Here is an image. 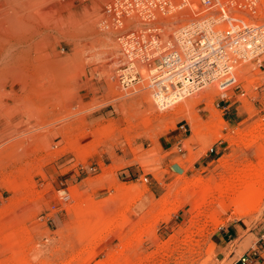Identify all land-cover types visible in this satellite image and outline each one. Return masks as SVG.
I'll return each instance as SVG.
<instances>
[{"label": "rangeland", "instance_id": "1", "mask_svg": "<svg viewBox=\"0 0 264 264\" xmlns=\"http://www.w3.org/2000/svg\"><path fill=\"white\" fill-rule=\"evenodd\" d=\"M117 1L40 0L48 20L6 25L0 264H264V188L241 195L264 181V56L237 66L243 81L186 98L203 96L188 111L160 110L146 77L120 75L117 35L144 20L116 28ZM178 4L151 9L164 46L206 18L264 26V0Z\"/></svg>", "mask_w": 264, "mask_h": 264}, {"label": "built area", "instance_id": "2", "mask_svg": "<svg viewBox=\"0 0 264 264\" xmlns=\"http://www.w3.org/2000/svg\"><path fill=\"white\" fill-rule=\"evenodd\" d=\"M177 1H179L177 8L181 9L189 5L187 0ZM203 5L206 8L209 7L210 1H204ZM153 7L160 13L175 8L173 0H122L117 1L113 6V12H115L114 22L117 25L122 26L124 24L123 19H126L127 22L136 18L144 20L142 23L139 22V26L118 34L116 38L122 55L123 72L130 70L133 73V78L130 75H121L123 79L129 82H132L131 80L135 81L136 76L139 75L138 70L150 67L152 64H158L161 59L167 56V54H162V51L166 49L163 40L167 36L161 28L149 24L155 18L151 10ZM222 22L228 26L227 29L222 30L217 27ZM208 23L210 28L204 30L203 26ZM171 38H173V35ZM175 43L174 46H180L183 52L187 54L194 50L198 52L208 50L210 44L224 53L227 50L229 54L228 61L238 64L264 56V26H245L242 21H228L224 16L218 21L213 20V18H206L192 21L178 29ZM173 53L175 54V52ZM215 64H212L213 69L220 72ZM222 70L224 74H230L232 67L223 65ZM230 78L229 75L227 81ZM213 81L215 80L211 77L206 82L211 83ZM234 83L235 80L232 78L227 83H222L219 88L225 90ZM241 263L248 264V261L242 258Z\"/></svg>", "mask_w": 264, "mask_h": 264}, {"label": "bare ground", "instance_id": "3", "mask_svg": "<svg viewBox=\"0 0 264 264\" xmlns=\"http://www.w3.org/2000/svg\"><path fill=\"white\" fill-rule=\"evenodd\" d=\"M187 1H189L190 9H192L193 11L194 10L197 11L198 8H196V5L205 7L203 3L204 1H207V0H187ZM209 1H210L209 7L220 2V0H209ZM40 6H41L40 0H0V50H2L3 44L7 40L5 39L6 38L5 36L9 33V30H7L6 25L10 24L14 27L16 24H20V23L24 24V21L34 22L38 19H41V20L46 19L47 16H49V12H47V10L45 9H41ZM187 10H188L187 12H190L189 9ZM114 25L116 28H119L121 30L124 29V26H125L124 24L122 26L120 24L117 25V23L115 22H114ZM203 28L204 30H208L210 28V24L208 23L207 25L203 26ZM177 33L178 31L176 32V35L174 34L173 40L171 42V44L173 45L176 44L175 41H176ZM17 42H20V41H17ZM173 45H171L170 47L165 46L166 49L162 51V54H167V56L161 59L158 64H152L150 67H144L141 70H138L139 77L140 79H142V81H144L143 77H146L148 79L149 82L146 81L145 84L143 83L144 84L143 88L147 89V87H149L151 89L152 93L150 91V94L152 95L151 96L153 99L152 102L158 109L160 110L169 109L172 106H175L176 103H178L179 101H183L180 105L177 104L179 107L175 108V112L176 111L180 112L178 110H184L185 112L186 110L188 111L189 108L199 103L203 99V96L198 95L197 97H193L191 99H186V98H188L189 96H192L194 93L198 94V92L203 91L205 87H208L209 90L214 91V88L211 86V84H213L214 82L219 81L218 86H220L222 85V83H227L232 78H234L235 81L238 79H240V81H243L242 76H238L237 75L238 72L236 73L235 71L237 66L240 64H243V62H240L238 64H233L232 62H229L227 58L229 56L227 50H226V53H224L220 49L212 47L209 44L208 50H202L199 52L194 50L187 54L183 52L180 46L172 47ZM173 52H175V54ZM213 63H216L215 65L220 69V72H217L218 70L213 69L212 67ZM223 65H225L226 67L228 66L232 67L230 74H224L222 70ZM120 75H124V76L130 75L131 78H133V73L130 70H126L125 72H122ZM229 75L231 76V78L228 79L227 81V78L229 77ZM211 77L214 78L215 81L211 83H207L206 81L210 79ZM131 81H134V80H131ZM140 88L142 89V87ZM146 92L142 93L141 97L144 99L142 100L147 103L148 110L152 111L153 108L151 106V101L149 99L150 97L147 96L148 92L147 93ZM209 93H211V91L208 92V94ZM168 97H171V98L169 99ZM16 115H13V117L10 116L11 122H15V123H12L14 129L18 128L22 124V121H21L22 119H16ZM21 129H23V127ZM21 129H17V130H21ZM4 135L0 136V140L2 139V137H4ZM249 145L251 144L249 143ZM262 172H264V170L258 168L254 170L253 174L257 176L261 174ZM261 188H264V181L260 180V181L252 182L250 185L246 186L243 189L241 195L243 194L246 195V193H248L249 195L250 190L261 189ZM257 195L253 197L251 196L252 198L249 200V203H248L250 206L255 204L258 201Z\"/></svg>", "mask_w": 264, "mask_h": 264}, {"label": "crops", "instance_id": "4", "mask_svg": "<svg viewBox=\"0 0 264 264\" xmlns=\"http://www.w3.org/2000/svg\"><path fill=\"white\" fill-rule=\"evenodd\" d=\"M143 198L139 199L134 205H133V208H132V211H133V214H142L144 213V211L147 209V206L145 208H143L142 210H138L137 208V205L139 204L140 200H142Z\"/></svg>", "mask_w": 264, "mask_h": 264}]
</instances>
